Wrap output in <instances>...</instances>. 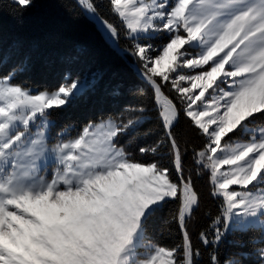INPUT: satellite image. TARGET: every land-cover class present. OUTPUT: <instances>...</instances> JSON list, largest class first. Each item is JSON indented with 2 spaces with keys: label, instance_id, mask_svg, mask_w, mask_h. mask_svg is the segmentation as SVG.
Instances as JSON below:
<instances>
[{
  "label": "snow or ice",
  "instance_id": "1",
  "mask_svg": "<svg viewBox=\"0 0 264 264\" xmlns=\"http://www.w3.org/2000/svg\"><path fill=\"white\" fill-rule=\"evenodd\" d=\"M37 2L0 0V17L22 22ZM76 4L151 90L162 135L138 147L152 159L129 150L148 135L142 100L75 135L71 126L56 131L57 116L95 78L66 73L52 88L18 83L33 59L14 51L0 75V264H201L189 229L199 207L193 169L207 174L221 202L199 233L209 264H221L219 247L235 234H255V264H264V0H108L119 23L102 14L101 0ZM181 119L204 139L188 175ZM173 202L162 227L178 226L181 241L163 246L150 230Z\"/></svg>",
  "mask_w": 264,
  "mask_h": 264
},
{
  "label": "trees",
  "instance_id": "2",
  "mask_svg": "<svg viewBox=\"0 0 264 264\" xmlns=\"http://www.w3.org/2000/svg\"><path fill=\"white\" fill-rule=\"evenodd\" d=\"M101 12L112 22L119 23L117 17L110 13L108 0H101ZM121 43L123 45L124 41ZM16 50L29 53L33 59L32 70L17 76L18 83L52 88L62 82L66 73L73 78H95L94 87L57 116L56 131L71 126L72 134L75 135L89 121L121 114L128 106L142 100L148 111L141 131L148 135L138 137L136 143L129 146V150L136 159H152L143 157L138 152L139 146L150 144L157 136L162 135L151 90L127 61L105 42L75 0H38L36 7L31 9L22 22H17L5 12L0 17V58L11 59L0 64V75L11 69L16 60V56L12 54ZM136 88L144 89L145 95L142 98L132 94ZM176 131L188 149L185 173L188 175V170L193 167L192 150H198L204 139L186 119H181ZM164 162L171 167L168 157H164ZM191 175L199 196V207L189 229L194 245L202 252L201 264H209L210 249L200 242L199 233L208 229L214 217L219 214L221 202L211 195V185L206 173L198 175L193 169ZM176 207L174 202L170 203L153 221L150 234L163 246H173L181 241L178 226L172 224L162 227V221L169 210ZM253 235L255 234L230 235L218 250L221 264L238 252L248 253V256L242 258L244 264H255L256 245L249 242ZM241 243L246 246L240 247Z\"/></svg>",
  "mask_w": 264,
  "mask_h": 264
},
{
  "label": "rangeland",
  "instance_id": "3",
  "mask_svg": "<svg viewBox=\"0 0 264 264\" xmlns=\"http://www.w3.org/2000/svg\"><path fill=\"white\" fill-rule=\"evenodd\" d=\"M51 173L49 172V175H50Z\"/></svg>",
  "mask_w": 264,
  "mask_h": 264
},
{
  "label": "water",
  "instance_id": "4",
  "mask_svg": "<svg viewBox=\"0 0 264 264\" xmlns=\"http://www.w3.org/2000/svg\"><path fill=\"white\" fill-rule=\"evenodd\" d=\"M76 1V0H75ZM128 63V62H127ZM129 64V63H128ZM139 76V75H138Z\"/></svg>",
  "mask_w": 264,
  "mask_h": 264
}]
</instances>
